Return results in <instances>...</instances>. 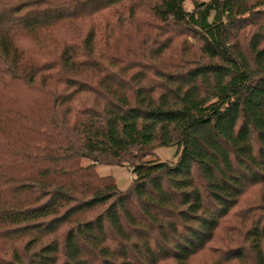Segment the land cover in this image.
I'll use <instances>...</instances> for the list:
<instances>
[{"label": "trees", "instance_id": "1", "mask_svg": "<svg viewBox=\"0 0 264 264\" xmlns=\"http://www.w3.org/2000/svg\"><path fill=\"white\" fill-rule=\"evenodd\" d=\"M263 183L264 0H0V264H190ZM259 208L209 264H264Z\"/></svg>", "mask_w": 264, "mask_h": 264}, {"label": "rangeland", "instance_id": "2", "mask_svg": "<svg viewBox=\"0 0 264 264\" xmlns=\"http://www.w3.org/2000/svg\"><path fill=\"white\" fill-rule=\"evenodd\" d=\"M188 7L192 8V5L188 4ZM111 13L110 15H108L109 20H112ZM254 29H256V26H249L248 28H246V30L244 29L243 31H241V40L244 42L245 38L249 37ZM64 31L75 42L79 41V39H81V37L83 36V29L78 23H67V25L64 26ZM180 39V42H182L181 48H190L196 43V40L191 36ZM176 155V146L160 147L156 149L154 155L147 157V160L159 159L163 161H174L176 159ZM83 163L87 164L88 161H84ZM96 170L102 176H113L117 182L118 187L122 190L128 189L135 177L132 169L126 166L97 165ZM261 205H264V183L253 184L248 188L247 192L242 197L240 204L233 210L232 214L227 218V220L218 230L217 237H215V240L210 243L211 248L193 257L190 261V264H209L211 259H213L212 252L216 253V251H219L224 241L232 240L234 243V241L239 238L238 230H241L240 226L243 219L248 218L249 214L254 212L256 209H258V211H261L259 210V207Z\"/></svg>", "mask_w": 264, "mask_h": 264}]
</instances>
